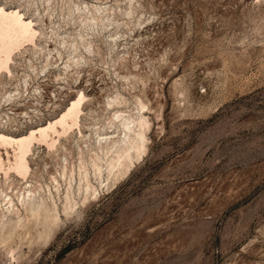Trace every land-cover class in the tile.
I'll return each instance as SVG.
<instances>
[{
	"label": "rangeland",
	"instance_id": "374dc122",
	"mask_svg": "<svg viewBox=\"0 0 264 264\" xmlns=\"http://www.w3.org/2000/svg\"><path fill=\"white\" fill-rule=\"evenodd\" d=\"M0 6L37 30L0 70V134L85 96L51 148L33 140L25 178L0 170V264H264V0ZM139 116L142 153L110 169Z\"/></svg>",
	"mask_w": 264,
	"mask_h": 264
},
{
	"label": "bare ground",
	"instance_id": "6f19581e",
	"mask_svg": "<svg viewBox=\"0 0 264 264\" xmlns=\"http://www.w3.org/2000/svg\"><path fill=\"white\" fill-rule=\"evenodd\" d=\"M36 32L37 30H35L34 27L31 26L30 22L22 19L21 15L19 14L17 10L7 11L3 7L0 6V70L3 68L5 69L7 68V64H8V61L10 60L9 58H10L11 52L14 51L13 49L16 47L18 48V45L20 46V44L23 43V41L27 42V40L28 41L33 40L34 36L36 35ZM84 98L85 96L80 92L77 98L72 100L67 110L64 113H62L58 119L54 120L53 122H49L47 126L39 127L36 130L34 129L31 130L27 135L12 137V136L0 134V140H1V143H3V145H6V143L7 145L15 144L16 145L15 151L17 150L16 153H14L13 162L10 159H8L7 160L8 162L6 161V164H5V162L0 157V170L3 173V176L10 174V172H14L18 174L19 176H21L22 178L23 177L25 178L28 172V169H29L27 155L29 154V151L31 150L33 140L43 139L45 140L43 142L46 143L48 137H50L49 130H51L53 133L57 132L56 134L59 135L60 133L62 134L65 131L67 132L68 129L70 130V127L72 128V126H75L77 123V118L81 110V104L84 101ZM134 122H135V129H134ZM121 123H122V126L127 130L126 133L124 134L125 135L124 138L120 139V137H117L116 139L119 138L118 140L112 139L107 144L108 148L116 146L119 149V150L117 149L118 150L117 155H113L116 157L110 158L111 159L109 161L110 169L115 166L121 167L120 165L122 164L124 165L126 160H128L129 162V159H130L131 161L132 154L129 152L130 149L132 150L133 148L135 150V154L137 155L144 149V140H146L145 135H144V128L146 126L148 127L147 120L143 116H139L135 120L130 119V121L126 118H123L121 120ZM56 124H59L60 129L56 128ZM50 139H51L50 141H47V144L51 148L52 145L55 144L54 142L55 140L52 137ZM119 151H121V153ZM25 195L26 194H23V196ZM4 199L2 198L1 200H4ZM12 199L13 198L11 199L9 198L8 202H6L7 200L5 202L10 203L9 205L11 206ZM22 205L24 204L22 203ZM41 205H42V202H41ZM8 210L9 209H7V212ZM13 210L11 211L14 212ZM14 213H19L18 209Z\"/></svg>",
	"mask_w": 264,
	"mask_h": 264
}]
</instances>
